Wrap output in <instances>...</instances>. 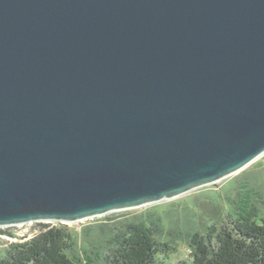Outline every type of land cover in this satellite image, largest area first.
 <instances>
[{"label": "water", "instance_id": "1", "mask_svg": "<svg viewBox=\"0 0 264 264\" xmlns=\"http://www.w3.org/2000/svg\"><path fill=\"white\" fill-rule=\"evenodd\" d=\"M264 154V0H0V226L76 222Z\"/></svg>", "mask_w": 264, "mask_h": 264}, {"label": "trees", "instance_id": "2", "mask_svg": "<svg viewBox=\"0 0 264 264\" xmlns=\"http://www.w3.org/2000/svg\"><path fill=\"white\" fill-rule=\"evenodd\" d=\"M227 200L223 205L225 223L213 218L205 231L187 232L190 253L177 264H264V192L244 182L237 198ZM158 217L157 225L146 219L126 222L121 234L113 238L115 247L97 244L78 253L68 228L36 222L40 231L23 242L12 243L0 264H162L160 258L167 255L171 245L160 238L158 228L164 220Z\"/></svg>", "mask_w": 264, "mask_h": 264}, {"label": "rangeland", "instance_id": "3", "mask_svg": "<svg viewBox=\"0 0 264 264\" xmlns=\"http://www.w3.org/2000/svg\"><path fill=\"white\" fill-rule=\"evenodd\" d=\"M244 182H249L250 185L264 192V154L244 169L217 183L197 187L174 198L76 222L50 223L69 229L78 253L82 250H92L97 244H105V248L115 247L113 238L121 234L126 222L146 219L154 221L157 225V220L160 219L158 216H160L164 220L158 228L160 238L171 245L167 255L162 256L160 261L162 264H177L187 259L190 253L187 232L200 228L205 231L206 225L210 224L213 218H219V222L225 223L222 221L225 213L224 202L227 203V197L237 198L239 186ZM261 212L264 215V204L261 205ZM40 228L36 222L0 226V259L8 254L12 243L23 242L33 237L40 231ZM6 232H11L13 235Z\"/></svg>", "mask_w": 264, "mask_h": 264}]
</instances>
